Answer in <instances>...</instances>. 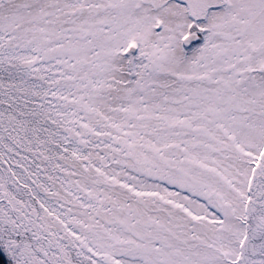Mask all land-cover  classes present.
Here are the masks:
<instances>
[{
	"label": "snow or ice",
	"instance_id": "obj_1",
	"mask_svg": "<svg viewBox=\"0 0 264 264\" xmlns=\"http://www.w3.org/2000/svg\"><path fill=\"white\" fill-rule=\"evenodd\" d=\"M0 264H264V0H0Z\"/></svg>",
	"mask_w": 264,
	"mask_h": 264
}]
</instances>
